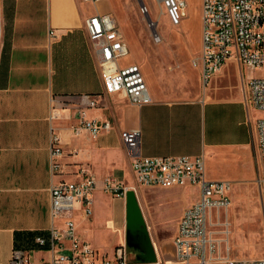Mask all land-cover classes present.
I'll use <instances>...</instances> for the list:
<instances>
[{"label": "crops", "instance_id": "obj_1", "mask_svg": "<svg viewBox=\"0 0 264 264\" xmlns=\"http://www.w3.org/2000/svg\"><path fill=\"white\" fill-rule=\"evenodd\" d=\"M90 4L0 0V264H8L13 248L29 252L33 264H49L51 253L38 248L33 236L46 235L51 226V184L76 179L79 169L94 176L96 187L90 218L82 215L79 205L73 214L77 234L98 249L109 248L108 253L121 244L119 235L104 242L97 223L105 210L110 213L106 197L113 200L104 195L106 178L128 188L137 185L120 138L123 129L140 130L143 155H203L212 180H245L226 177L232 163L244 172L253 169L258 154L255 121L264 114L244 103L243 67L233 59L226 61L204 85V92L191 95L161 91L147 80L151 101L142 105L106 94L84 21L115 5L114 0H101L92 10ZM121 63H126L124 58ZM231 76L234 80H226ZM80 94L96 97L97 106L87 108V115L109 120L108 131L96 137L83 128L74 132ZM51 132L63 150L57 159L61 167L53 174ZM117 199L122 200L124 213L125 199ZM193 200L185 202L181 212ZM105 221L108 228L120 224L115 226L111 218Z\"/></svg>", "mask_w": 264, "mask_h": 264}, {"label": "built area", "instance_id": "obj_2", "mask_svg": "<svg viewBox=\"0 0 264 264\" xmlns=\"http://www.w3.org/2000/svg\"><path fill=\"white\" fill-rule=\"evenodd\" d=\"M97 3L101 0H82ZM142 14L149 10L139 0ZM159 11L171 25L180 24L185 13L184 0H155ZM201 38L198 56L192 65L199 70L203 85L222 69L224 63L235 60L250 71L264 69V0H200ZM150 25L154 20L149 19ZM89 39L95 45L97 63L106 94H118L128 103L142 105L151 101L148 86L140 66L121 60L129 54V46L111 12H95L85 18ZM49 33L52 35L53 30ZM155 41L158 34L151 33ZM246 91L244 103L264 114V74L243 76ZM97 106L91 94H80L78 126L92 137L108 131L111 123L87 115V108ZM52 117V116H51ZM255 132L259 156L260 187L264 192V115L256 118ZM120 138L129 158L135 184L144 187H187L197 189V198L183 208L172 237L173 261L189 264L193 259L206 264L216 249L208 226L220 210L231 204V180H212L206 175L203 155L147 156L140 151L141 132L138 128L123 129ZM63 155L59 138L51 132L49 142L50 172L60 169L58 158ZM77 178L52 183L50 191L51 226L46 235L35 234L34 243L51 253L49 264H128L125 247L115 246L110 253L101 251L82 239L76 232L73 214L79 210L90 218L92 194L96 181L91 173L79 169ZM128 186L108 177L103 190L117 197L125 195ZM75 204H77L75 206ZM8 264H33L29 252L13 248ZM224 264H264V257L227 258Z\"/></svg>", "mask_w": 264, "mask_h": 264}, {"label": "rangeland", "instance_id": "obj_3", "mask_svg": "<svg viewBox=\"0 0 264 264\" xmlns=\"http://www.w3.org/2000/svg\"><path fill=\"white\" fill-rule=\"evenodd\" d=\"M143 1L149 10L148 14L141 13L139 0H114V9L110 10L129 46V54L124 58V62L137 63L146 82L152 79L161 91L181 95L204 92L198 69L192 65L200 49V0H184L185 15L177 26L168 22L159 11L155 0ZM90 6L93 10L96 4ZM149 19L154 20V25H150ZM153 31L158 34L157 41L151 35ZM242 72L245 78H248L250 75L264 74V69L250 71L244 67ZM232 73L235 76V69ZM226 80H234V77L231 76ZM241 167L238 163L230 164L231 170L226 177L245 180L231 181L230 206L227 210H220L218 216L214 214L213 222L208 226L216 249L206 259V264H224L227 258L264 257V192L259 182L257 151L254 154L252 171L249 168V171L244 172ZM125 180L129 183L130 176L125 177ZM132 189L135 191L154 246L156 261H138L135 252L127 249L128 264H185L173 261L172 237L183 204L197 198L196 187L163 188L135 185ZM106 194L113 200L106 197L108 196ZM104 195L110 213H106L105 210L97 223L105 236L103 241L110 242L114 236L119 235L120 245L124 246L126 225L122 200L109 192ZM106 218L113 219L115 226L119 222L120 224L117 228H108ZM99 250L110 251L109 248ZM189 264H199V262L193 259Z\"/></svg>", "mask_w": 264, "mask_h": 264}, {"label": "water", "instance_id": "obj_4", "mask_svg": "<svg viewBox=\"0 0 264 264\" xmlns=\"http://www.w3.org/2000/svg\"><path fill=\"white\" fill-rule=\"evenodd\" d=\"M125 199V252L132 250L141 262H155L156 252L140 210L134 189L128 188Z\"/></svg>", "mask_w": 264, "mask_h": 264}, {"label": "bare ground", "instance_id": "obj_5", "mask_svg": "<svg viewBox=\"0 0 264 264\" xmlns=\"http://www.w3.org/2000/svg\"><path fill=\"white\" fill-rule=\"evenodd\" d=\"M213 234V233H212ZM220 250V249H219Z\"/></svg>", "mask_w": 264, "mask_h": 264}]
</instances>
